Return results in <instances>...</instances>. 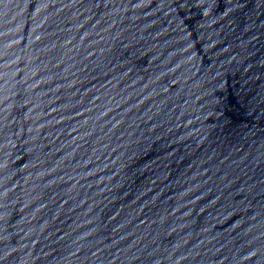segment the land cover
Here are the masks:
<instances>
[{"label":"water","instance_id":"1","mask_svg":"<svg viewBox=\"0 0 264 264\" xmlns=\"http://www.w3.org/2000/svg\"><path fill=\"white\" fill-rule=\"evenodd\" d=\"M0 264H264V0H0Z\"/></svg>","mask_w":264,"mask_h":264}]
</instances>
